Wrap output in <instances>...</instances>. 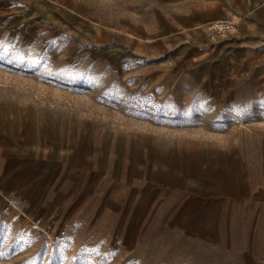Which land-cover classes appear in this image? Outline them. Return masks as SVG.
I'll list each match as a JSON object with an SVG mask.
<instances>
[{
  "label": "rangeland",
  "instance_id": "rangeland-1",
  "mask_svg": "<svg viewBox=\"0 0 264 264\" xmlns=\"http://www.w3.org/2000/svg\"><path fill=\"white\" fill-rule=\"evenodd\" d=\"M58 1L77 2L79 15L0 17V104L26 103L47 123L59 118L64 134L78 127L241 146L264 135V62L208 74L176 59L185 34L169 21L168 0ZM117 189L113 201L83 197L46 214L28 211L23 190L0 193V264H264L263 240L246 222L204 218L194 204L184 212L187 199Z\"/></svg>",
  "mask_w": 264,
  "mask_h": 264
},
{
  "label": "crops",
  "instance_id": "crops-1",
  "mask_svg": "<svg viewBox=\"0 0 264 264\" xmlns=\"http://www.w3.org/2000/svg\"><path fill=\"white\" fill-rule=\"evenodd\" d=\"M173 6L168 0L169 21L185 34L173 50L176 59L198 62L208 74L264 62V0H175ZM22 12L76 16L80 8L75 1L0 0V17ZM224 17L235 21L236 31L209 39L207 24ZM250 141L241 146L220 137L178 135L160 141L144 132L82 135L78 127L64 134L61 119L47 123L26 103H2L0 193L23 190L28 211L46 214L83 197L113 201L121 197L116 191L122 185L132 191L127 197L187 199L184 212L194 204L204 218L246 222L247 233L264 246V135ZM90 176L99 178L94 186L88 184Z\"/></svg>",
  "mask_w": 264,
  "mask_h": 264
},
{
  "label": "built area",
  "instance_id": "built-area-1",
  "mask_svg": "<svg viewBox=\"0 0 264 264\" xmlns=\"http://www.w3.org/2000/svg\"><path fill=\"white\" fill-rule=\"evenodd\" d=\"M236 31V23L230 17L215 19L206 26L205 33L209 39H217L231 35Z\"/></svg>",
  "mask_w": 264,
  "mask_h": 264
}]
</instances>
